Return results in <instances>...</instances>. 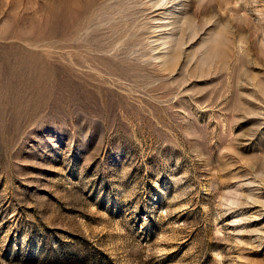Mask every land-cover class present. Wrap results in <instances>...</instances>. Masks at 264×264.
I'll return each instance as SVG.
<instances>
[{
	"label": "rangeland",
	"instance_id": "374dc122",
	"mask_svg": "<svg viewBox=\"0 0 264 264\" xmlns=\"http://www.w3.org/2000/svg\"><path fill=\"white\" fill-rule=\"evenodd\" d=\"M0 264H264V0H0Z\"/></svg>",
	"mask_w": 264,
	"mask_h": 264
}]
</instances>
